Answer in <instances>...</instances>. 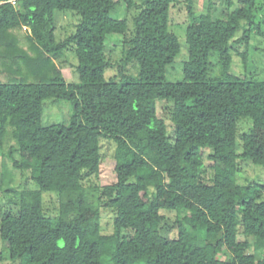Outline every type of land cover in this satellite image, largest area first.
Returning a JSON list of instances; mask_svg holds the SVG:
<instances>
[{"label":"trees","instance_id":"16d2710c","mask_svg":"<svg viewBox=\"0 0 264 264\" xmlns=\"http://www.w3.org/2000/svg\"><path fill=\"white\" fill-rule=\"evenodd\" d=\"M123 1L136 10L130 21L111 15L121 0H0V156L32 183L9 188L11 172L1 175L6 204L18 208L0 217L9 259L264 264V186L236 179L241 163L264 167V77L230 72L233 52L247 64L264 0H237L219 16L210 2L197 13L186 0L187 58L174 81L166 72L180 52L168 27L175 0ZM65 11L77 21L57 40L56 13ZM110 35L121 36L122 48L106 77ZM69 49L78 77L71 82L56 62ZM130 62L136 73L124 70ZM47 99L73 103L68 124H41ZM161 100L171 104L170 135L157 115ZM103 144L112 146L114 180L86 186L99 173ZM43 193L57 196L53 209ZM102 199L111 233L100 228ZM163 211L176 214L174 238L161 233Z\"/></svg>","mask_w":264,"mask_h":264},{"label":"rangeland","instance_id":"374dc122","mask_svg":"<svg viewBox=\"0 0 264 264\" xmlns=\"http://www.w3.org/2000/svg\"><path fill=\"white\" fill-rule=\"evenodd\" d=\"M13 1V0H10ZM138 3L139 0H134ZM233 4L227 6L226 0H192L193 10L197 13L208 11V4L211 3L210 12L215 15H224L237 4V0H231ZM256 4L261 3V0H255ZM134 8L127 9L123 0L113 12L114 18H126L130 21L132 15L135 13ZM77 21V16L65 11V13L57 12L55 17V37L57 40L63 39L69 34ZM258 30L253 31V38L249 43L248 60L246 66H243L238 55L233 52L232 64L230 72L233 75L242 77L247 73L253 74L256 78L264 77V53L261 48H264V10L258 13L257 16ZM169 30L173 32L179 41L180 52L175 57L171 66L166 72V79L174 81L180 79L182 76V63L187 58V44L185 40V28L187 24V1L175 0L169 12ZM131 26L129 24L130 31ZM241 31L237 32V37ZM260 48L258 50V48ZM122 48V38L118 35H110L106 42V54L113 66L105 71V76L110 77L116 73V68L120 64ZM56 62L61 67L62 73L67 82L76 81L78 79L74 70L76 63L75 56L72 49L67 50L64 56ZM124 70L128 73H136V65L133 62L128 63ZM171 106L169 102L163 100L157 101V115L166 124L168 134H171L172 125L168 116V108ZM73 110V103L66 100L47 99L43 102L41 112V124H68ZM245 124H241L240 132L246 128ZM10 143V142H9ZM9 143L5 144V148L9 147ZM106 143V142H105ZM102 153L104 155L98 175L91 176L85 181L86 186H103L109 184L114 180L113 173V159L111 157L112 146L103 144ZM1 155V154H0ZM19 158L18 154H15ZM205 161V160H204ZM206 163V161H205ZM4 167V168H3ZM8 169L12 174V180L7 187H32V183L27 180L26 173L22 174L19 170L14 169L9 161V158L4 155L0 156V179L4 169ZM211 170L207 169V175H210ZM237 182L240 184L258 183L264 186V167L254 166L249 163H241L236 175ZM264 196V188L262 190ZM43 204L48 209H53L57 205V196L52 193H43ZM5 196L0 192V217L2 211L10 210L13 214H17L18 208L14 205H7L4 200ZM104 199L99 204L100 209V228L103 233L112 232V210L104 206ZM164 219L161 222V233L167 238H174L176 236L174 211H163ZM251 251V250H250ZM0 264H19L12 261L8 257L7 249L0 239Z\"/></svg>","mask_w":264,"mask_h":264}]
</instances>
